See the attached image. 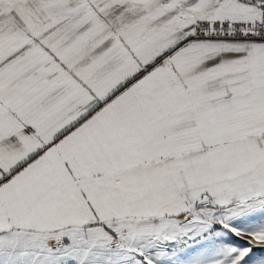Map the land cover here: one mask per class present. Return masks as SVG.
<instances>
[{"label": "snow or ice", "instance_id": "obj_1", "mask_svg": "<svg viewBox=\"0 0 264 264\" xmlns=\"http://www.w3.org/2000/svg\"><path fill=\"white\" fill-rule=\"evenodd\" d=\"M0 264H264V0H0Z\"/></svg>", "mask_w": 264, "mask_h": 264}]
</instances>
